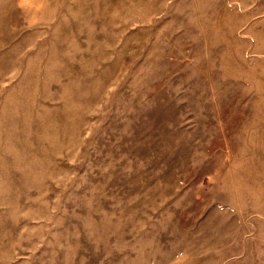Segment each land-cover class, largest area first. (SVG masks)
<instances>
[{
  "label": "rangeland",
  "instance_id": "obj_1",
  "mask_svg": "<svg viewBox=\"0 0 264 264\" xmlns=\"http://www.w3.org/2000/svg\"><path fill=\"white\" fill-rule=\"evenodd\" d=\"M0 264H264V0H0Z\"/></svg>",
  "mask_w": 264,
  "mask_h": 264
}]
</instances>
